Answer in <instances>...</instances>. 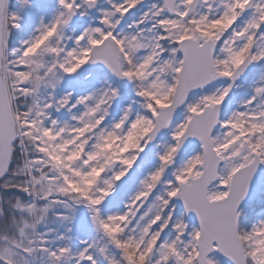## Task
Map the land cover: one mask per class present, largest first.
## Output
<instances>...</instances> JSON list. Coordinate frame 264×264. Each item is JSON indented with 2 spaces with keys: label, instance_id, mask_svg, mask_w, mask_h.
Wrapping results in <instances>:
<instances>
[{
  "label": "snow or ice",
  "instance_id": "6c2138e0",
  "mask_svg": "<svg viewBox=\"0 0 264 264\" xmlns=\"http://www.w3.org/2000/svg\"><path fill=\"white\" fill-rule=\"evenodd\" d=\"M0 264H264V0H0Z\"/></svg>",
  "mask_w": 264,
  "mask_h": 264
}]
</instances>
